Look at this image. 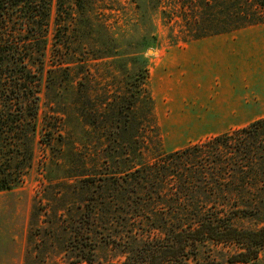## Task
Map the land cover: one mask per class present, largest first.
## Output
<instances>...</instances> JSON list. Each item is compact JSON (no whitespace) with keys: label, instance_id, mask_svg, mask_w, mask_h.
<instances>
[{"label":"rangeland","instance_id":"374dc122","mask_svg":"<svg viewBox=\"0 0 264 264\" xmlns=\"http://www.w3.org/2000/svg\"><path fill=\"white\" fill-rule=\"evenodd\" d=\"M93 3L87 16L67 23L71 30L64 37L57 32L53 5L36 132L20 119L18 105L5 107L0 101V110L19 119L16 133L0 132V172L16 180L12 189H0V264H86L89 246L98 264L124 262L134 244L129 234L155 237L157 221L134 226L132 192L118 193L112 182L102 189L101 180L206 141L213 135L201 134L204 125L226 131V118L207 121L203 111L210 73L224 76L213 101L238 87L248 99L260 96L251 90L264 84V51L238 37L260 36L264 24L247 28L256 32L251 35L221 34L231 43L226 53L236 51L238 57L229 66L227 59L212 67L206 42L172 40L182 37L181 0ZM61 61L73 63L53 67ZM145 65L149 78L143 85L138 74ZM150 94L157 127L151 122ZM263 222L258 216L238 224L257 229ZM238 250L207 241L190 264H234L229 258ZM257 264H264V250Z\"/></svg>","mask_w":264,"mask_h":264},{"label":"trees","instance_id":"16d2710c","mask_svg":"<svg viewBox=\"0 0 264 264\" xmlns=\"http://www.w3.org/2000/svg\"><path fill=\"white\" fill-rule=\"evenodd\" d=\"M93 2L0 0V101L5 107L18 105L20 119L25 126H31L33 133L38 126L53 5L59 23L57 32L64 37L71 30L67 23L79 15L87 16ZM181 3L184 27L182 37L172 36L174 44L264 24V0ZM183 8L190 11V17ZM72 63L61 61L53 67ZM140 73L138 77L144 79V85L149 78L146 65ZM148 99L152 105L151 122L157 127L151 94ZM18 121V114L0 110V132L5 129L8 134L14 133ZM0 175V189H12L16 180L4 172ZM101 181L102 189L112 182L116 192H132L136 205L131 215L133 225L144 219L154 223L156 220L152 231L159 232L155 237L152 233L132 232L129 237L134 244L128 246L126 260L106 264H190L191 259L196 261L199 245L207 241L236 246L239 250L229 258L231 263L259 261L264 250V225L250 229L241 227L238 221L264 217V118L230 133L162 153L152 163L118 173L116 179L106 177ZM147 206L150 210L145 214ZM94 255L89 246L84 262L98 264Z\"/></svg>","mask_w":264,"mask_h":264},{"label":"crops","instance_id":"0c3cea01","mask_svg":"<svg viewBox=\"0 0 264 264\" xmlns=\"http://www.w3.org/2000/svg\"><path fill=\"white\" fill-rule=\"evenodd\" d=\"M249 28V27H248ZM241 29L237 32L240 33V35H251L252 33H256L252 30H246ZM233 33V32H232ZM229 34V33H227ZM225 35V34H223ZM223 35H217L213 37L204 38L198 41H193L197 43H203L206 42L208 46H211L208 51L207 63L209 61L211 62L212 67L218 66V61H226L229 60L228 66L230 63V60L238 57V55L235 52H229L226 53L227 50L225 47H229L231 45L229 38H221ZM260 36H256L254 38H251V36H239L238 38L244 39L248 45H257L262 48L264 51V31L259 33ZM190 42V43H193ZM226 43V46H225ZM189 44V43H187ZM218 46H222L221 50L217 48ZM224 50V52H222ZM183 61V60H182ZM186 61V60H184ZM177 65L182 64V62H177ZM229 73V70L227 71V74ZM212 76V81L210 82V86L207 89L208 94L210 95V98L207 102V108L206 110V120L207 121H216L220 118H226L227 121V130L226 131H217L216 128H209L208 126H203V130L201 131V134H207V135H213V136H219L226 133H230L233 130L241 129L244 127H247L254 121H257L259 119L264 118V84H255L251 90L252 94L260 95L259 97L255 98H246L247 95L244 94L240 88H234L233 91L229 92L228 97H224L222 94L218 96V99L215 101L212 100L211 95L214 94L216 87H222L224 76L221 74L218 76V78L215 77L213 73H210ZM245 77V76H244ZM200 113L202 112L199 111ZM179 150V149H178Z\"/></svg>","mask_w":264,"mask_h":264}]
</instances>
